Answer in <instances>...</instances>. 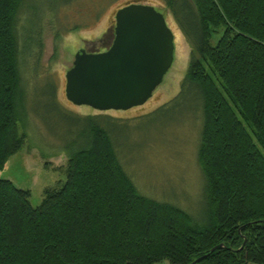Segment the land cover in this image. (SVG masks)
Wrapping results in <instances>:
<instances>
[{
  "label": "trees",
  "instance_id": "obj_1",
  "mask_svg": "<svg viewBox=\"0 0 264 264\" xmlns=\"http://www.w3.org/2000/svg\"><path fill=\"white\" fill-rule=\"evenodd\" d=\"M82 1L0 0V170L26 138L42 20ZM162 2L190 49L172 101L194 130L202 205L143 195L113 141L123 119L76 113L54 92V114H29L63 126L66 179L32 206L0 178V264H264V0Z\"/></svg>",
  "mask_w": 264,
  "mask_h": 264
},
{
  "label": "rangeland",
  "instance_id": "obj_2",
  "mask_svg": "<svg viewBox=\"0 0 264 264\" xmlns=\"http://www.w3.org/2000/svg\"><path fill=\"white\" fill-rule=\"evenodd\" d=\"M130 3L153 5L164 15L173 33V63L144 104L124 111L102 112L124 121L117 125L113 141L124 154L123 160L129 163L126 168L143 190L140 191L143 195L174 205L176 202H170L174 198L180 205L186 201L184 208L177 205L185 211L202 205L204 181L194 156V130L189 125L186 110L181 112L179 105L172 101L188 64L190 49L187 39L162 0H83L74 7L56 12V20L50 15H47L50 18H43V51L36 72L39 75L34 73V77L31 76L28 67L24 72L27 86L32 82L27 88L28 102H24L23 108L28 117L24 118L25 128L20 121L17 124L19 132L26 134V138L22 148L9 156L4 169L0 170V178L11 180L16 188L29 189L28 200L32 206L40 204L44 189L65 181L67 155L59 137L66 133L63 126L57 129L55 118L51 116L48 125L39 121L33 123L29 113L44 111V117L54 114L51 107L48 108L54 92L56 101L67 109L79 114L98 112L86 105L76 106L65 98L64 74L72 67L77 49L99 52L110 46L114 14L120 6ZM65 26L69 31L64 32ZM159 105L164 108L157 110ZM185 195L188 201L183 199ZM157 264L169 263L163 260Z\"/></svg>",
  "mask_w": 264,
  "mask_h": 264
},
{
  "label": "water",
  "instance_id": "obj_3",
  "mask_svg": "<svg viewBox=\"0 0 264 264\" xmlns=\"http://www.w3.org/2000/svg\"><path fill=\"white\" fill-rule=\"evenodd\" d=\"M114 20L110 46L99 52L77 49L64 74L65 98L76 106L102 112L142 105L173 63V33L153 5H123Z\"/></svg>",
  "mask_w": 264,
  "mask_h": 264
}]
</instances>
